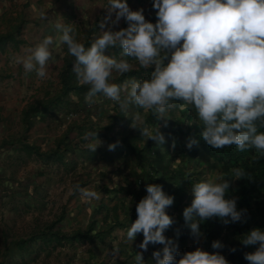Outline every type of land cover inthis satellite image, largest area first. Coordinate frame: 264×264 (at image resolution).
<instances>
[{
  "label": "clouds",
  "instance_id": "1",
  "mask_svg": "<svg viewBox=\"0 0 264 264\" xmlns=\"http://www.w3.org/2000/svg\"><path fill=\"white\" fill-rule=\"evenodd\" d=\"M156 23L148 22L144 9L131 10L127 0H108L109 15L115 13L112 23L125 19L127 27L118 31L103 30L94 37L90 47L77 42L73 24L55 22L51 27L60 33L56 37L67 46L75 58L72 71L80 85H87L85 103H102L101 95L127 112L135 105L145 112L151 110L163 119L166 112L177 108L195 109L201 124L199 134L208 146L222 149L235 145L239 151L256 149L264 154V0H153ZM53 36H45L29 54L22 58L25 73L35 71L46 78L48 62L52 59L50 45ZM119 46L120 58L106 55L109 48ZM129 57L140 67L151 68L148 79L130 78L122 83L111 82L113 73L124 75L132 71ZM134 121L143 123L140 113ZM141 136L163 144L164 137L157 129L155 134L147 126L140 129ZM84 148L95 152L100 146L97 132H86ZM191 138L187 147L198 145ZM175 145L173 144V147ZM115 144L109 145L114 150ZM232 180L246 173L241 168L230 170ZM227 174L212 173L206 180L192 185V202L183 211L190 229L200 238V222L219 218L224 225L242 222L246 210H237V199L226 198L230 187ZM115 178V177H114ZM85 200H100L101 193L75 185ZM147 195L136 206L137 219L127 230V239L134 241L143 234L138 245L142 250L135 254L134 264H145L143 252L148 245H164L162 251L152 253L156 264H228L220 251L225 247L213 241L209 253L197 248L179 253L178 245L166 239L163 233L172 224L166 209L174 197L164 193L162 186L148 184ZM245 247L258 245L245 253L249 264H264V231L252 229L241 242ZM235 252L236 249H230ZM177 257H179L177 259Z\"/></svg>",
  "mask_w": 264,
  "mask_h": 264
},
{
  "label": "crops",
  "instance_id": "2",
  "mask_svg": "<svg viewBox=\"0 0 264 264\" xmlns=\"http://www.w3.org/2000/svg\"><path fill=\"white\" fill-rule=\"evenodd\" d=\"M48 1L0 0V37L11 31L12 26L17 23V19H23L21 31L14 34V41H6L0 44V196L4 197H0L2 200L0 209H3L2 206H8L6 207L8 208L7 212H16V209L20 208L18 205L16 207L17 200L23 201V204L27 202L28 206H31V201L52 198L59 199L60 203L58 205L55 203L54 209L62 213L64 210L62 194L66 187L70 186V189L66 188L68 190L67 199H70V196L80 194L79 191H73L74 186L77 184L81 188L99 192L101 193L100 200L87 201L91 202L93 209H95L94 207H100L103 211L108 210L110 214L113 212L114 224L107 225L108 229L100 227V230L105 233L102 238L87 242L91 245V248L93 245L96 248H102L105 243L110 246L112 241H118V244L114 246L117 251L110 261L114 264H134V257L125 252L130 248L132 256H135V254L142 251L138 247L143 241V238H141L142 233L137 234L134 241L127 239V230L135 221L133 218L135 205L132 204L134 206L128 209V212L125 211V217L120 218L117 215L119 217L117 222L115 219L117 207H113L111 212L105 200L107 198L115 200L119 197L118 203L125 202L129 200V197L135 199L138 192H140L138 185L144 184L141 192L146 195L148 184L162 186L158 181V177L161 173H165L172 168L170 159L174 150L172 137L175 136V133L170 131L171 137L169 139L164 128H162L164 125L153 111L149 110L143 114L145 110L130 105L125 113L120 110L119 105H114L110 100H106L105 105L98 106L96 109L100 114L92 116L91 119L84 115L81 118L78 116L73 120L68 119V115L74 113L73 111L80 105V100L73 96L76 92H71L63 100L55 101V113L53 115L47 112L42 114V108L40 107L38 108L41 114L35 112L37 104L48 101V92L54 93L62 88V73L67 70L68 60L71 56L68 53L67 46L56 39L60 33H57L51 27V24L55 22L70 24L68 15L67 13L66 16L64 14L59 15L57 6L52 3L54 1ZM42 3H46L49 7H46L44 11H39L37 8ZM105 7H108V4ZM146 20L152 22L151 18H146ZM127 26L125 19H122L114 25V31ZM48 35H52L54 39L53 44L49 46L52 59L48 62L46 78H39L35 71L26 74L22 58L29 54V49L34 48ZM32 41L36 43L33 44ZM90 42L92 40L88 38L84 44L90 47ZM121 51L119 46L106 50V52L114 54ZM125 59H129L132 63V71L124 75L116 73V78H114L113 73L111 82L122 83L130 78L137 80L143 78L140 74H144V70L140 69V65L136 64L134 59L129 57H125ZM26 87H40V91L45 92L41 93L39 97L27 98L25 97L26 93L20 90V88ZM136 113H140L143 123L133 120ZM105 114L108 115L107 122L103 118ZM100 119L102 122L99 123ZM132 125L133 128L137 125L138 130L132 131ZM145 126L149 127L153 134L158 129L165 142L157 144L156 141L141 136L140 129ZM86 132L98 133L101 144L95 152L83 147L86 141L82 137ZM128 135L135 138H133L135 140L134 145H137L139 150L150 147L151 153L149 152L150 156L148 155L150 161L145 160L139 163L138 158L133 153H129L124 141ZM110 144L116 145L114 150H109ZM143 163L144 166L141 168L140 164ZM145 171L151 173L152 178H149L150 180L147 178L144 180L142 175L137 176V173H143L144 175ZM135 173L137 177H132ZM67 181H69L68 185ZM162 189L166 194L169 185L162 186ZM170 192H173V190L171 189ZM142 193L140 196L142 195V198H144L146 195ZM102 205L104 206L101 207ZM174 207L173 201V204L166 211L171 208L174 209ZM60 212L57 214H60ZM93 221L97 223L95 220L91 222ZM54 229L65 232L59 226ZM87 229H76L70 233L79 230L86 231ZM117 230H120L118 232H121L123 237L119 238L116 235ZM168 230L173 231L170 234L175 235V227L170 226ZM122 250L126 258L124 253L122 255ZM148 251L143 252L145 264H150L146 260L150 254ZM80 260L94 264V257L89 254L75 261L79 264Z\"/></svg>",
  "mask_w": 264,
  "mask_h": 264
},
{
  "label": "rangeland",
  "instance_id": "3",
  "mask_svg": "<svg viewBox=\"0 0 264 264\" xmlns=\"http://www.w3.org/2000/svg\"><path fill=\"white\" fill-rule=\"evenodd\" d=\"M46 1L49 2L48 0ZM50 1H54L52 3L57 6V12L59 13V15L64 14L66 16L67 13L68 22L70 21V24H73L75 38L79 43L84 44L88 38L93 40L94 37L98 35L100 31H102V29L99 28V25L102 22L105 23V28L103 30H107L108 28H112L113 31L115 30L114 24L112 23L116 19L115 13L113 12L111 13V15H109L108 7H105L108 4V0ZM127 4L133 11L144 9L143 14L145 15V18H151L152 22L156 23V10H154L152 7L153 0H130L127 1ZM46 7L49 6H47L46 3H42L37 9L39 11H44ZM71 16L73 17L71 18ZM122 19L123 18H121L120 21H122ZM46 28H48V26H46ZM32 43L35 44L36 42L32 41ZM108 52H105V54L116 56L118 59L120 58V53L114 54ZM134 62L136 64L138 63L135 60ZM140 75L144 77V74ZM115 76L116 73L114 72V78H116ZM20 90H23L26 93L25 97L27 98H33L34 96L39 97L41 93L45 92L42 90L40 91V87H26L20 88ZM46 90L48 91V88ZM85 94V92H82L78 95L73 94L76 99L80 100V107H77L73 111L74 113L68 115V118H70L71 120L76 119L78 116L81 118L82 115L88 116L91 119L92 116L100 114V112L96 108H98V106L100 107L101 105H105L107 102L106 100H108L101 95L99 98L103 102L89 107L84 100ZM174 103L178 106L182 102L174 101ZM37 110L41 114L39 108H37ZM41 111L42 114H46V111H44L43 108ZM47 113L49 114L50 112ZM144 113L146 112H143V114ZM102 114L103 112L101 113V116ZM71 115L73 116L71 117ZM107 117V114H105V116L103 117L106 122L108 120ZM160 121L164 125L162 128H164V131L166 132L165 134L167 137H169V139L171 137L170 131H174L175 133V136L172 137V144H174L175 146L171 154L172 157L170 159V163L172 168H170V170H173V173H176V171L178 173V170H181L182 173L185 174V176L190 175L194 182L192 185L199 181L206 180L214 172L225 173L227 174L225 178L231 181L230 187L226 194V198H236L238 203L242 198L241 196L246 193L244 187L247 185V183L244 182L243 178H240L239 180H232L233 178L230 172V170L232 169L231 166L227 168L224 163L211 158L202 149V144L200 142V144L198 143L197 145V152L194 154V156L191 157L188 154V147H186L187 140L189 139L187 134L188 130H193L195 126L200 128L202 127L197 118L195 109H192L191 106L183 110H181L180 107L171 109L165 113L163 119H160ZM98 122L100 123L102 122V120L100 119ZM157 122L158 121L156 120V123ZM131 129L132 131L135 129L138 130V126L136 125L133 128L132 125ZM169 171L161 173L158 177L159 183H161L164 187L167 184L164 181H166L167 178L171 177L172 175L171 172L169 174ZM140 175H142L144 180L145 178H147L146 171L144 172V175L143 173H137V176ZM137 176L135 173L132 177ZM163 177L166 178L164 181L161 180L163 179ZM147 179L149 180V178ZM141 182L143 183V181ZM240 183H242V185L238 187ZM68 184L69 181H67V185ZM137 187L141 192V189L144 188V184L138 185ZM66 188L70 189V186ZM66 188L62 194V202L64 203V210L62 213L54 209L55 203H57V205L60 203L59 199L55 200L52 198L40 199L37 201L30 200L31 206H28L27 202L23 204V201L17 200L16 207L18 205L20 206V208H17L16 212H7L8 208L6 207L8 206H2L3 209H0V264H78V262L75 260L86 257L87 254L94 257V264H114L110 260L117 251L114 246L118 244V241H112V244L109 243L110 246L106 245L105 243L102 245V248H96L95 245H93L91 248V245L87 241H80L72 244L66 243L65 246L59 245L57 244V242L44 245L38 237V233L47 226L56 225L55 228L59 226L62 230L65 231V234L72 235L74 234V232L70 233L71 231H74L76 229H87L89 222H91L92 220L97 221L95 231H100V227H105L108 229L109 227H107V225L114 224V221L112 219L113 207H117L116 215H118L120 218H123L126 215L125 211L128 212V209H131L134 206L132 204L136 203L137 200L129 197V200L118 203L119 197L117 196L115 200L107 198L105 201L107 203V207H109L112 212V214H110L108 210L103 211L100 207H94L95 209H93L91 207V202L83 199L81 197V194L70 196V199H67L68 190H66ZM174 189H176V187H174ZM247 195L250 199H253L255 201L260 198L258 196H260L261 193L254 191L253 188H249ZM176 197L177 198H175L174 196V205L178 206V195H176ZM1 198L0 203L2 202ZM185 198L186 199L184 201L186 202H182L183 204L181 205V207H189L191 205L193 199L192 191L188 192V197ZM103 206L104 205H102L101 207ZM32 207L34 208L33 210L31 209ZM59 212L60 214H57ZM166 212L171 218L174 215V211L167 210ZM55 216H57V218H55ZM55 219H57V221H55ZM215 222V218L200 222V232L202 233V236L200 238H196L192 234L189 226V229L186 230V241L183 242L186 247L185 250H183V253L195 251L197 248H200L201 250L207 251L209 253L217 251L211 248L212 243H208L207 236V234L212 230ZM254 228H259L264 231V218H261L257 224H254V217L247 216V218L243 219L241 224L236 222L225 225V237L227 241L221 242L223 245H225V247L221 250H218L220 251V254L225 256L226 260L235 259L237 264H249V262L243 258L244 254L254 252L258 245L245 247L241 242L244 238V235L249 233ZM168 229L165 230L163 235L166 239L171 240V237L173 235L170 233L173 231H169ZM118 231L120 230L116 231V235L119 238L123 237V234L121 232L119 233ZM34 234L36 235L34 236ZM179 238H182L181 235ZM23 241L28 242V245H19ZM176 245H178L177 249H181L183 247L182 245L177 243ZM232 248H235L236 251L231 252L230 249ZM123 253L124 251L122 252V255ZM125 253H129V256L134 257L132 256L133 254L130 248L127 249V252ZM125 253L124 257L126 258ZM79 264L93 263H86L85 260H80Z\"/></svg>",
  "mask_w": 264,
  "mask_h": 264
},
{
  "label": "trees",
  "instance_id": "4",
  "mask_svg": "<svg viewBox=\"0 0 264 264\" xmlns=\"http://www.w3.org/2000/svg\"><path fill=\"white\" fill-rule=\"evenodd\" d=\"M130 1V0H127ZM16 24L12 26L11 31L7 33V35L0 37V44L6 41H14V37L16 33H19L21 31V25L23 23V19H17ZM91 45V42L89 43ZM85 47L89 46L87 44H83ZM70 60H68V68L67 70H64L62 73V88L58 91H55L54 93L48 92V101L46 102H40L37 104V108H43L44 111L50 112L51 115H53L55 112V104L54 102L57 100H63L65 96H68L71 92H76V94H81L82 92H87L88 87L87 85H80L76 79V76L74 72L71 70L72 64L75 63V58L73 56L69 57ZM71 61V63H70ZM141 70H144V77L142 79H148L150 77V73L152 71L151 68L145 69L140 67ZM136 72V71H135ZM138 72V71H137ZM80 107V106H77ZM35 110L36 113H38V110ZM194 109V108H192ZM33 111V110H32ZM66 111V110H65ZM189 114V112H188ZM200 127L195 126L194 129L188 130V138H196L199 140V142L202 144V149L213 159L218 160L219 162L224 163L227 168L229 166L233 168H241L246 175L242 177L244 179V182L247 183V185L244 187L246 190V193H244L240 199V201L237 203V210H246L244 216L242 217L243 219L247 218V216H252L254 217V224H257L261 218H264V154L258 152L256 149H248L245 151H239L235 145L232 146H226L222 149H213L210 146H208L202 139H200L199 134L201 129H198ZM258 131L264 132V127H259ZM186 134V135H187ZM134 137L131 135L126 136L124 141L126 142L127 145V150L129 153H133L134 156L138 158L139 163L144 162L145 160H148L150 156V147H145V149H138L137 145H134ZM189 139L187 140V144L189 142ZM199 143V144H200ZM186 144V147H187ZM148 150V151H147ZM150 152V153H149ZM197 152V145H193L191 149L188 148V154L193 157L194 154ZM144 166V163L141 165ZM171 172V177H168L166 182L169 185V189L166 192V195L172 196L175 198L176 195H178V206H175L174 209L171 208L170 211H174V215L172 216L173 224L171 225L172 227H175V235L171 237L172 241L176 244H180L183 247L181 249H177L179 253H183V250H185V245L183 242L186 241V230L189 229V225L191 221L186 222L184 217H183V211L186 208L181 207L183 204L182 202H185L184 200L186 199L185 197H188V192L192 191V184L193 179L191 178L190 175L185 176V174L182 173L181 170H178V173H173L174 171L171 170L169 171V174ZM156 174L158 172H155ZM146 177L147 178H152L150 176L151 173L146 172ZM189 178V179H188ZM233 178V177H232ZM166 178L163 177L161 180H165ZM150 180V179H149ZM159 181V180H158ZM170 183V184H169ZM231 184V181H230ZM242 183L239 184L238 187H240ZM176 187V189H174ZM249 188H253L254 191L260 192L261 195L258 196L262 199H257L253 200L250 199L247 195ZM171 189L173 192H170ZM142 192H138L137 196L135 197V200H137L136 203H134L135 208L137 204L140 202L142 199V195L140 196ZM173 193V195H172ZM143 194V193H142ZM145 194V193H144ZM146 195V194H145ZM183 199V200H182ZM180 200V201H179ZM175 201V199H174ZM132 203V201H131ZM134 220L137 219V213L136 209H134ZM115 219L119 220V217L116 215ZM216 222L214 226L212 227V230L207 234L208 236V243H212L213 241H227L226 240V235H225V225L222 223V221L219 218H215ZM242 223V222H238ZM95 226L96 223L90 222L89 227L86 231H77L74 232V234H65L64 232L61 231H56L54 228L55 226H47L38 233V237L40 238L41 242L45 245L47 243H53L57 242V244L65 246L66 243H74L75 241H89L93 242L95 239H101L102 236L105 234L103 231H95ZM211 227V226H210ZM212 232V233H211ZM36 234H34L35 236ZM181 235L182 238H179ZM179 236V237H178ZM143 238V236L141 237ZM21 242V241H20ZM27 244L28 242L23 241L21 244ZM18 246V244H17ZM164 245L161 244H149L148 245V250L150 254L147 256L146 260L150 262V264H156V261L152 257V253L155 251H162ZM178 258V257H177ZM244 258V257H243ZM228 264H237L235 259L232 260H227ZM119 264V263H116Z\"/></svg>",
  "mask_w": 264,
  "mask_h": 264
},
{
  "label": "built area",
  "instance_id": "5",
  "mask_svg": "<svg viewBox=\"0 0 264 264\" xmlns=\"http://www.w3.org/2000/svg\"><path fill=\"white\" fill-rule=\"evenodd\" d=\"M73 115H71V117H72ZM68 119H70V118H68Z\"/></svg>",
  "mask_w": 264,
  "mask_h": 264
}]
</instances>
